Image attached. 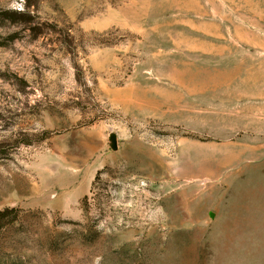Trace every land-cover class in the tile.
Here are the masks:
<instances>
[{
	"label": "rangeland",
	"instance_id": "obj_1",
	"mask_svg": "<svg viewBox=\"0 0 264 264\" xmlns=\"http://www.w3.org/2000/svg\"><path fill=\"white\" fill-rule=\"evenodd\" d=\"M5 209L0 264H264V0H0Z\"/></svg>",
	"mask_w": 264,
	"mask_h": 264
},
{
	"label": "trees",
	"instance_id": "obj_2",
	"mask_svg": "<svg viewBox=\"0 0 264 264\" xmlns=\"http://www.w3.org/2000/svg\"><path fill=\"white\" fill-rule=\"evenodd\" d=\"M21 17H31L30 12H26V13H20L19 14ZM23 24L28 31H30V33H32L35 37H38L40 35H38L37 31V26L31 21V22H24V23H20ZM17 212L15 209H5L0 211V235L1 232L8 226H10L12 223L15 222V220L17 219Z\"/></svg>",
	"mask_w": 264,
	"mask_h": 264
},
{
	"label": "water",
	"instance_id": "obj_3",
	"mask_svg": "<svg viewBox=\"0 0 264 264\" xmlns=\"http://www.w3.org/2000/svg\"><path fill=\"white\" fill-rule=\"evenodd\" d=\"M112 140L115 141L114 138ZM113 149H115V146H113Z\"/></svg>",
	"mask_w": 264,
	"mask_h": 264
}]
</instances>
